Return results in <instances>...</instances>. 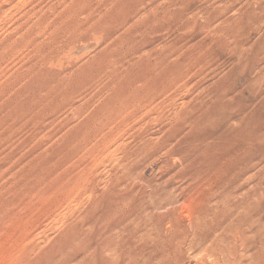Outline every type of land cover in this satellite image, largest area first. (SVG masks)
Instances as JSON below:
<instances>
[{
	"label": "rangeland",
	"instance_id": "rangeland-1",
	"mask_svg": "<svg viewBox=\"0 0 264 264\" xmlns=\"http://www.w3.org/2000/svg\"><path fill=\"white\" fill-rule=\"evenodd\" d=\"M3 1L0 173L41 188V264H264V0Z\"/></svg>",
	"mask_w": 264,
	"mask_h": 264
},
{
	"label": "bare ground",
	"instance_id": "bare-ground-1",
	"mask_svg": "<svg viewBox=\"0 0 264 264\" xmlns=\"http://www.w3.org/2000/svg\"><path fill=\"white\" fill-rule=\"evenodd\" d=\"M6 1V0H5ZM4 1L2 0L1 3ZM5 4H1L0 12L3 9ZM3 14V12H1ZM224 30V29H223ZM221 32V31H220ZM144 61V60H143ZM141 62V60L139 61ZM150 68V66H149ZM163 75V74H162ZM160 76V75H159ZM158 76V77H159ZM145 78V77H144ZM151 78V77H150ZM153 78V77H152ZM162 79V78H161ZM151 80V79H150ZM167 80V79H166ZM165 80V81H166ZM175 80V78H174ZM164 82V80L162 81ZM169 82V81H168ZM173 83V82H172ZM147 84V82H146ZM167 84V82H166ZM170 84V82H169ZM168 84V85H169ZM136 86V85H135ZM153 86V85H152ZM154 87V86H153ZM157 87V86H156ZM159 87V86H158ZM165 87V86H164ZM163 88V85H162ZM140 89V88H139ZM164 89V88H163ZM132 90V89H131ZM138 90V89H137ZM156 90V89H155ZM154 90V91H155ZM161 90V89H160ZM162 92V91H161ZM137 93V92H136ZM139 93V92H138ZM147 93V92H146ZM157 92H154V94ZM165 93V92H164ZM143 94V93H142ZM144 96V95H143ZM157 96V95H156ZM166 96V95H164ZM146 97V96H145ZM149 97V96H148ZM167 97V96H166ZM125 98V97H124ZM123 98V99H124ZM127 98V97H126ZM150 98V97H149ZM148 98V99H149ZM147 99V97L145 98ZM172 99V98H171ZM144 100V98L142 99ZM168 100V99H167ZM166 100V101H167ZM129 101V100H127ZM137 101V100H136ZM135 101V102H136ZM139 101V100H138ZM151 101V100H150ZM149 101V103H150ZM160 101V100H159ZM165 101V100H164ZM141 102V101H140ZM146 102V101H145ZM148 102V100H147ZM152 102V101H151ZM118 103V102H117ZM126 103V102H125ZM131 103V102H130ZM127 103V106L130 105ZM134 103V101L132 102ZM129 106L131 108L132 105L136 106V104H132ZM148 103V104H149ZM123 104V102H122ZM145 104V103H142ZM147 104V103H146ZM147 104V105H148ZM155 104V103H154ZM204 104V103H203ZM111 105V104H110ZM118 105V104H117ZM137 105L138 104L137 102ZM125 106V105H123ZM142 106V105H141ZM117 107V106H116ZM119 107V106H118ZM126 107V106H125ZM126 107V108H129ZM133 107V106H132ZM139 107V106H136ZM135 107V108H136ZM144 107V105H143ZM151 107V106H150ZM149 107V108H150ZM165 107V106H164ZM163 107V108H164ZM112 108V107H111ZM134 108V110H136ZM140 108V107H139ZM155 108V107H154ZM158 108V107H157ZM116 109V108H115ZM114 109V110H115ZM138 109V108H137ZM106 110V109H105ZM110 110V109H109ZM126 110V109H125ZM128 110V109H127ZM126 110V111H127ZM131 110V109H130ZM133 110V109H132ZM147 110V109H146ZM155 110V109H154ZM157 110V109H156ZM155 110V111H156ZM137 111V110H136ZM139 111V110H138ZM153 111V110H151ZM110 112V111H109ZM144 113V112H142ZM158 113V112H157ZM175 113V112H174ZM107 114V113H106ZM118 114V113H117ZM116 115V114H115ZM122 115V114H121ZM119 114V116H121ZM103 116V115H102ZM109 116V115H108ZM180 116V115H179ZM110 117V116H109ZM112 117V116H111ZM162 117V116H161ZM176 117V116H175ZM181 117V116H180ZM194 117V116H192ZM200 117V116H199ZM103 118V117H102ZM105 118V117H104ZM103 118V119H104ZM113 118V117H112ZM121 118V117H120ZM119 118V119H120ZM182 118V117H181ZM101 119V118H100ZM116 119V118H115ZM118 119V118H117ZM176 119V118H175ZM161 120V119H160ZM182 120V119H181ZM172 121V120H171ZM195 121V120H192ZM170 122V121H169ZM186 122V121H185ZM198 122V121H197ZM203 122V121H202ZM195 123V122H194ZM187 124V122H186ZM180 126V125H179ZM197 126V125H196ZM171 129V128H170ZM189 130V129H188ZM178 131V130H177ZM172 132V130H171ZM176 132V131H175ZM182 132V130H181ZM169 133V132H168ZM184 133V131H183ZM187 133V131H186ZM162 135V134H161ZM167 135V134H166ZM183 136V135H182ZM169 138V137H168ZM153 139V138H151ZM174 140V139H173ZM171 140V141H173ZM176 140V139H175ZM178 140V139H177ZM161 141V140H160ZM153 142V141H152ZM155 142V140H154ZM170 143V142H169ZM169 143H167L169 145ZM174 143V142H172ZM204 143V142H203ZM210 143V142H208ZM207 144V143H206ZM144 145V144H143ZM150 145V144H149ZM160 145V144H159ZM162 145V144H161ZM214 145V144H213ZM228 145V144H227ZM158 146V145H157ZM148 147V146H147ZM150 147V146H149ZM148 147V148H149ZM170 147V146H169ZM206 147V146H205ZM229 147V146H228ZM156 148V146H155ZM164 148V147H163ZM167 148V147H166ZM171 148V147H170ZM227 148V147H226ZM161 149V148H160ZM206 149V148H205ZM165 150V149H164ZM133 151V150H132ZM143 151V149H142ZM147 151V150H146ZM160 151V150H159ZM167 151V150H165ZM216 151V149H215ZM151 153V152H150ZM141 154V153H140ZM170 154V153H169ZM196 154V153H195ZM208 154V153H207ZM129 156V155H128ZM132 156V155H131ZM135 156V155H134ZM176 157V156H175ZM204 157V156H203ZM207 157V156H206ZM136 158V157H135ZM169 158V156H168ZM218 158V157H217ZM134 159V158H133ZM190 159V158H189ZM199 160V159H198ZM200 161V160H199ZM225 161V160H224ZM132 162V161H131ZM136 162V161H135ZM186 162V161H185ZM208 162V161H207ZM221 162V161H220ZM189 163V162H188ZM193 163V162H192ZM174 164V163H173ZM191 164V163H190ZM164 165V164H163ZM195 165V164H194ZM166 166V165H165ZM181 167V166H180ZM179 167V168H180ZM183 168V167H182ZM197 168V167H196ZM205 168V167H204ZM15 172L10 174L9 176H5L3 173H0V264H41L42 262V253H43V245L42 241V233L40 231L41 228L39 226V218L42 214V199L41 192L39 191L40 186L34 183L26 184L22 181L21 170L16 167ZM218 169V168H217ZM199 170V169H198ZM210 170V169H209ZM208 170V171H209ZM11 171V170H7ZM13 171V170H12ZM179 171V169H178ZM194 171V170H193ZM190 171V172H193ZM197 171V170H195ZM194 171V172H195ZM206 171V170H205ZM4 172V171H3ZM32 172V171H31ZM36 172V171H35ZM199 172V171H197ZM202 172V171H201ZM216 172V171H215ZM8 173V172H7ZM170 173V172H169ZM196 173V172H195ZM200 173V172H199ZM35 174V173H34ZM161 174V173H160ZM164 174V173H163ZM172 174V173H171ZM186 174V173H185ZM191 174V173H190ZM213 173L211 172V175ZM3 175L5 177H3ZM182 175V174H181ZM187 175V174H186ZM189 175V174H188ZM197 175V174H196ZM200 175V174H198ZM209 175V176H211ZM28 176V175H27ZM183 176V175H182ZM206 176V175H204ZM174 177V176H173ZM212 177V176H211ZM33 178V177H32ZM181 178V177H180ZM184 178V177H183ZM192 178V177H191ZM24 179V178H23ZM172 179V178H171ZM176 179V178H175ZM208 179V178H207ZM213 179V178H212ZM160 180V179H159ZM165 180V178H164ZM169 180V179H167ZM170 181V180H169ZM172 181V180H171ZM179 181V180H178ZM194 181V180H193ZM203 181V180H202ZM27 182V181H26ZM32 182V181H31ZM165 183V181H164ZM201 183V182H200ZM204 183V182H203ZM191 184V183H190ZM189 184V185H190ZM196 185V184H195ZM198 185V184H197ZM203 185V184H202ZM210 185V184H209ZM205 186V185H204ZM197 186H192V191L195 190ZM199 187V185H198ZM156 188V187H155ZM190 188V189H191ZM194 188V189H193ZM203 188V187H202ZM200 187V189H202ZM207 189V187H206ZM203 190V189H202ZM152 191V190H151ZM171 191V190H170ZM189 191V190H188ZM198 193L200 194V190ZM204 191V190H203ZM155 192V191H154ZM185 192V191H184ZM193 191V193H195ZM202 192V191H201ZM183 193V192H182ZM192 192H189V194ZM187 194V193H186ZM188 194V195H189ZM190 194V195H191ZM197 194V195H199ZM203 194V193H202ZM200 194V195H202ZM199 195V196H200ZM186 196V195H185ZM184 196V198H185ZM192 196H190L191 198ZM195 197V201H197V196ZM170 198V197H169ZM168 199V197L166 198ZM194 199V198H192ZM192 199L190 200L192 202ZM159 201V200H158ZM162 201V199H161ZM169 201V200H167ZM194 201V200H193ZM163 203V202H162ZM168 203V202H167ZM196 203V202H195ZM154 204V203H153ZM158 204V203H157ZM169 204V203H168ZM160 204H158V207ZM164 207V203L161 204ZM52 206V205H51ZM193 206V205H192ZM166 208V207H164ZM194 208V207H193ZM49 211V210H48ZM51 211V210H50ZM49 211V212H50ZM51 213V212H50ZM186 213V212H185ZM189 213V212H188ZM52 214V213H51ZM190 214V213H189ZM169 216V215H168ZM176 216V215H175ZM180 222V221H179ZM175 224V223H174ZM176 226V225H175ZM189 227V225H187ZM192 234V233H191ZM189 243V242H188ZM183 244V243H182ZM52 245V244H51ZM188 245V244H187ZM194 247V246H193ZM187 249V248H186ZM45 251V250H44Z\"/></svg>",
	"mask_w": 264,
	"mask_h": 264
}]
</instances>
